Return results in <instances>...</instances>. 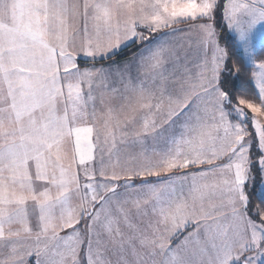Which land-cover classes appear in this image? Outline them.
<instances>
[{
	"label": "snow or ice",
	"instance_id": "snow-or-ice-1",
	"mask_svg": "<svg viewBox=\"0 0 264 264\" xmlns=\"http://www.w3.org/2000/svg\"><path fill=\"white\" fill-rule=\"evenodd\" d=\"M0 264H264V0H0Z\"/></svg>",
	"mask_w": 264,
	"mask_h": 264
},
{
	"label": "trees",
	"instance_id": "trees-1",
	"mask_svg": "<svg viewBox=\"0 0 264 264\" xmlns=\"http://www.w3.org/2000/svg\"><path fill=\"white\" fill-rule=\"evenodd\" d=\"M132 53L130 50L128 49H125L124 50V53L122 55H120L117 59L119 58H123V57H126V56H130ZM239 60V57L237 55H232L230 57V66L231 64L234 62V61H237L238 62ZM81 65L83 66V63H81ZM250 71V69L248 70ZM245 80H246V76L245 74L242 72L241 73V76L239 79H234L232 77H229L226 81H225V84H224V87L228 88V89H241V88H245L246 85H245Z\"/></svg>",
	"mask_w": 264,
	"mask_h": 264
},
{
	"label": "crops",
	"instance_id": "crops-1",
	"mask_svg": "<svg viewBox=\"0 0 264 264\" xmlns=\"http://www.w3.org/2000/svg\"><path fill=\"white\" fill-rule=\"evenodd\" d=\"M131 56V55H130ZM130 56H128V57H123V58H119L118 59V61H120V62H122V61H124V60H127V59H129L130 58ZM122 60V61H121ZM83 60H81V62H82Z\"/></svg>",
	"mask_w": 264,
	"mask_h": 264
},
{
	"label": "rangeland",
	"instance_id": "rangeland-1",
	"mask_svg": "<svg viewBox=\"0 0 264 264\" xmlns=\"http://www.w3.org/2000/svg\"><path fill=\"white\" fill-rule=\"evenodd\" d=\"M223 42V41H222ZM126 57H128V56H126ZM122 61V60H121ZM118 62H120V61H118ZM123 62V61H122ZM81 63H84L83 61L81 62ZM259 176L257 177V182H259Z\"/></svg>",
	"mask_w": 264,
	"mask_h": 264
}]
</instances>
